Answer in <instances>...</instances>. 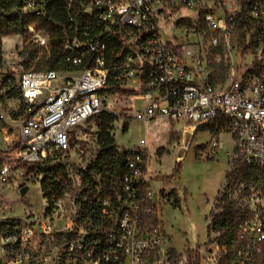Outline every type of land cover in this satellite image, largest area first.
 Returning <instances> with one entry per match:
<instances>
[{
    "label": "built area",
    "instance_id": "obj_1",
    "mask_svg": "<svg viewBox=\"0 0 264 264\" xmlns=\"http://www.w3.org/2000/svg\"><path fill=\"white\" fill-rule=\"evenodd\" d=\"M56 2L67 16L59 25L72 69L26 71L16 86L0 67V94L17 88L23 101L17 156L0 158V264H264L262 222L240 228L231 246L165 250L166 234L144 179L143 152L127 159L129 173L119 193L102 201L95 218L6 215L3 191L14 171L68 152L71 132L104 112L102 95L132 80L147 102L136 120L167 118L193 126L192 133L222 122L239 158L264 171V0H0V16L26 20L21 36L40 58L50 55V38L27 19L46 17ZM182 10L196 18L188 21L187 35L209 40L215 53L211 67L188 45L163 39L162 22ZM241 23L256 28L259 58L240 78L233 62L226 82L214 78V65L223 63L220 53L231 50L232 32ZM194 58L196 64L188 65ZM218 148L213 142L212 150Z\"/></svg>",
    "mask_w": 264,
    "mask_h": 264
},
{
    "label": "rangeland",
    "instance_id": "obj_2",
    "mask_svg": "<svg viewBox=\"0 0 264 264\" xmlns=\"http://www.w3.org/2000/svg\"><path fill=\"white\" fill-rule=\"evenodd\" d=\"M183 20L193 22L196 18L185 10L168 15L162 22L163 39L188 45L194 54L198 52L211 67L215 53L209 40L202 37L198 39L199 43L196 37L187 35V26L177 25ZM174 37L181 40L174 41ZM231 37V50L223 48L220 53L222 64L227 68L223 70L225 82L229 74L228 66H232V62L236 67V76L240 78L253 68L260 53L253 48L246 49L237 31L234 30ZM27 45L36 55L35 61L29 65V57L24 53ZM2 53V71L13 78L16 86L23 72L35 70L41 59L38 49L32 47L29 38L21 35L4 38ZM195 61L189 60L187 63L194 66ZM119 88L113 86L102 95L103 109L118 118L112 131L118 149L139 151L145 155L144 179L166 234L165 250L181 253L188 248L218 243L220 234L209 233L208 230L223 209L225 193L240 216V228L253 222L264 224V185L248 191L245 184L237 181L226 191L229 185L227 175L232 173L236 164H244L235 153V140L228 129L217 132L216 124L209 123L192 135L190 129H184V122H173L167 118L138 121L135 119L136 111L144 109L147 103L141 97L144 89L135 80L125 82ZM123 90H134L137 95L125 94ZM0 95L3 96L0 102V158H15L19 138L17 118L23 112V101L18 90L14 97L6 91ZM6 116L10 118H3ZM208 126L214 128L211 130ZM98 134V120L95 118L71 132L68 152L53 155L48 164L38 165L42 168L63 165L70 179L69 190L52 206L41 190L44 176L30 172L34 166L17 168L3 191L6 215L17 219H26L29 214L38 217L46 215L57 220L81 213L80 200L86 201V198L82 199L86 187L81 172L88 169L100 151ZM142 140L146 141L143 147L140 146ZM215 141L219 143L218 150H212ZM26 186L31 191L22 199L21 190ZM173 190H177V199L171 194Z\"/></svg>",
    "mask_w": 264,
    "mask_h": 264
},
{
    "label": "trees",
    "instance_id": "obj_3",
    "mask_svg": "<svg viewBox=\"0 0 264 264\" xmlns=\"http://www.w3.org/2000/svg\"><path fill=\"white\" fill-rule=\"evenodd\" d=\"M67 20L66 12L64 10L63 3H53L49 10V14L46 17L37 18L29 16L28 22H36L37 27L47 33L50 38V55L47 57H41L36 64L35 70L37 71H52L60 69H72V66L65 60L66 54L63 50L62 42V27L59 23H64ZM178 26H187L191 28L192 25L183 20L177 23ZM26 20L19 16H13L11 18H5L0 16V36L10 37L16 35H25ZM255 27L251 24L241 23L235 31L238 32V38L244 44L246 49L253 48L258 50L260 42L257 38ZM32 47H35L32 44ZM221 51V50H220ZM33 51L28 49V45L24 49L25 55H28L29 63H32L36 59V55ZM2 56L0 55V67H2ZM224 67V68H223ZM215 73L214 78L222 77L224 79V71L227 70L224 64L214 65ZM12 81L13 78H12ZM116 87V86H114ZM120 89L119 87H117ZM111 89V88H110ZM17 88H14L7 94L14 97ZM125 94L137 95L134 90H123ZM3 101V96L0 95V102ZM99 126L98 142L100 145V151L96 159L90 164L87 170L81 172L83 185L86 187L84 197L86 201L81 202V214L84 218L94 217L101 208V203L105 199L114 200L116 195L120 191V183L124 176L129 173L127 167V159L139 151H120L116 146L115 138L112 134L113 125L118 120L117 116L113 113L104 111L97 118ZM215 131L221 132L226 129L222 122L216 123ZM209 127V126H208ZM211 130L214 127H209ZM51 161L49 158L44 163L48 164ZM32 173H36L39 176L43 175L44 179L41 182V190L44 193L45 198L50 202L51 206L61 200L70 188L71 182L68 177L66 168L63 165H56L48 168H42L40 166H34L30 170ZM245 184L247 190L257 188L260 185H264V171L249 166L247 164H236L233 167L232 173L227 175V182L229 185L226 187L231 189V184L235 182ZM171 194L178 198L177 190H173ZM88 195V196H86ZM222 211L214 218L209 226V233L220 234L218 241L221 245L231 246L237 239L238 232L240 230V216L234 208L231 202L228 200V194L225 193ZM49 212L51 210L49 209ZM96 213V214H95Z\"/></svg>",
    "mask_w": 264,
    "mask_h": 264
},
{
    "label": "water",
    "instance_id": "obj_4",
    "mask_svg": "<svg viewBox=\"0 0 264 264\" xmlns=\"http://www.w3.org/2000/svg\"><path fill=\"white\" fill-rule=\"evenodd\" d=\"M31 191V189L26 186L25 188H23L21 190V198L24 199L26 197V195Z\"/></svg>",
    "mask_w": 264,
    "mask_h": 264
},
{
    "label": "bare ground",
    "instance_id": "obj_5",
    "mask_svg": "<svg viewBox=\"0 0 264 264\" xmlns=\"http://www.w3.org/2000/svg\"><path fill=\"white\" fill-rule=\"evenodd\" d=\"M184 129H190L191 130V134H192V132H193V130H194V127L193 126H186Z\"/></svg>",
    "mask_w": 264,
    "mask_h": 264
}]
</instances>
